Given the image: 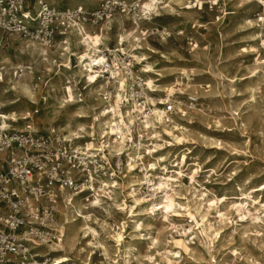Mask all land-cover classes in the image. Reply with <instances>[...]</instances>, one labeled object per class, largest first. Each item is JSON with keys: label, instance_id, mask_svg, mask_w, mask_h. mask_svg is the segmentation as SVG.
<instances>
[{"label": "rangeland", "instance_id": "374dc122", "mask_svg": "<svg viewBox=\"0 0 264 264\" xmlns=\"http://www.w3.org/2000/svg\"><path fill=\"white\" fill-rule=\"evenodd\" d=\"M34 1L27 0L26 6L35 9ZM233 1L229 4L230 9L234 10L233 14L224 19L216 20L215 12L202 13L192 9L196 13H186V18H178L173 14L160 17L156 21L150 20L157 29L155 35L148 33L146 35L151 36L144 39L137 32L136 34L152 49L149 50V61L154 63L156 73L152 76L157 90L151 96L155 99L162 98L164 104L167 99L182 95L178 100L177 111H186V115L181 112L174 116L181 124L186 125L189 133L180 134L175 138L168 132L163 134L164 140L161 143L163 152L166 153V163L174 169L179 166V160L184 155L185 161L181 169L194 177L200 191L205 188L209 190V196L210 192L216 196L225 195L227 210H230L231 201L237 203L242 198L243 205L248 207L250 212L243 218L233 212L229 214L231 220L225 223L210 215L208 220L213 227L207 234L211 237H205L203 234L201 236V233L197 232L186 239L185 235L176 232L161 215L147 217L140 211L136 218L140 219L142 227L137 229L123 212L103 202L104 208L99 206L83 210L94 214L99 223L102 220L108 222L112 229L123 224L121 243L117 245L108 236L112 234V229L103 230L95 224L93 227L99 232L96 239H77L76 247H83V252L68 249L52 253L49 258L66 255L70 258L67 264H264V208L260 204L264 201V44L260 42L264 39V27L257 23L247 26L242 22L243 18L255 19L260 16L257 6H237ZM86 2L83 3L85 6L95 4V1ZM53 4L63 7L76 5H70L72 0H54ZM151 24L143 23L142 30H150ZM125 26L127 29L123 25L119 27L116 22L113 30L103 37L102 41L106 47L115 44V36L122 28H132L128 24ZM164 29L173 32L170 37L165 36L162 32ZM173 30H180L183 34L176 35ZM24 40L26 39L0 32V52L14 56V46ZM61 51L63 50L58 45L54 48L48 47L47 56H54L53 52ZM24 63V67L26 65L31 69L11 67L8 69V75L16 72L18 78L23 70L25 76L21 77L25 81H28V76L31 75L33 83L38 85L34 100L37 102L40 96L46 95L51 100V111L60 114L57 124L62 123L61 114H69L74 110L73 106L65 109L62 105L65 100L74 96L71 91H68V98L65 95L64 88L72 89L71 83L74 84L66 81H73L70 77L72 76L77 80L76 88L81 89L83 85L84 78L76 72V58L69 56L70 68L60 63L53 73L49 72L51 75L48 80L55 88L54 91L46 88L43 91L40 87L44 79L38 70H45L41 61ZM3 65L0 64V68ZM27 71L32 73L26 74ZM57 86L63 91H58ZM186 93L196 97L197 108H184ZM84 97L83 100L88 98L86 94ZM74 98L77 100L75 96ZM0 99H3L1 93ZM34 107L23 99L17 106L2 108L0 112L11 109L28 112ZM42 113L43 110L40 115ZM90 120L88 117L81 121L88 123ZM216 120L219 121L218 124H215ZM24 122L19 121L14 125L20 127ZM45 130L48 131L46 128ZM55 131L65 134L64 131ZM184 180L187 183H182L181 193L188 196L192 190L189 189V184L192 182L189 177H184ZM126 181L127 175L122 179V184L113 191H116L118 200H124L128 204L130 199L124 196L127 193ZM143 186L137 191L138 196L147 195L148 189L146 185ZM241 193L249 195L252 201L248 197H242ZM107 198L108 196L104 197L103 201H108ZM79 202L86 203L79 198L74 199L72 203L78 206ZM235 207L240 206L234 205L233 211ZM173 218L178 219L179 216L174 215ZM189 221V218L185 219L181 226L187 228ZM151 237H157L158 243L153 245ZM165 239L170 242L165 243ZM173 239L181 240V247L174 245ZM183 243L186 245L184 248ZM164 249H178L181 253L169 254L172 258L168 262L163 254ZM34 252L28 262H41L42 258L36 256L37 249Z\"/></svg>", "mask_w": 264, "mask_h": 264}, {"label": "built area", "instance_id": "2783aa9c", "mask_svg": "<svg viewBox=\"0 0 264 264\" xmlns=\"http://www.w3.org/2000/svg\"><path fill=\"white\" fill-rule=\"evenodd\" d=\"M26 1L0 0V30L50 48L65 47L71 29L80 31L86 27L88 31L90 28L101 31L100 26L104 23L108 25L106 32H111L120 16H124L123 27L130 25L146 39L157 32L150 20L170 16L163 11L168 0H94V6L72 7L37 0L35 9L27 7ZM147 1L153 5L150 9L144 6ZM231 1L182 0V6L202 13L215 12V19L219 20L233 14L234 10L229 6ZM143 23H152L146 33L151 35L142 34ZM190 27L194 29L193 25ZM173 31L176 35L183 34L180 30ZM167 32L166 37L173 33ZM113 45L107 49L100 44L93 58L85 59L81 64L82 69L93 76L94 83L90 84L97 86L93 92L87 90L89 82L84 79L81 89L72 86L71 92L77 100L84 99L86 94L92 99L100 97L105 102L119 94V105L123 107L128 103L131 109H137L139 119L144 120L153 114V105L146 101L143 73L134 69V59L117 53ZM45 84L47 82L43 81L42 90ZM64 93L68 95L67 87ZM180 96L175 95L162 105L165 122L171 123L172 116L181 113L177 111ZM184 96L186 110L197 108L193 94ZM33 105L35 107L27 112V119L20 127H2L0 119V264H24L35 253L32 247L58 242L63 237L54 226L59 207L72 208L71 203L76 198L86 203L97 195L104 198L100 181L108 183L104 192L109 193L122 184L130 171V163L140 170L151 161L149 151L154 152L147 129L141 132L131 129L127 133L130 138H125V147L121 151L109 147L115 139L122 138L119 132L95 140L96 147L91 148L87 146L91 139H70L66 133L46 131L39 126L44 97L40 96Z\"/></svg>", "mask_w": 264, "mask_h": 264}, {"label": "bare ground", "instance_id": "6f19581e", "mask_svg": "<svg viewBox=\"0 0 264 264\" xmlns=\"http://www.w3.org/2000/svg\"><path fill=\"white\" fill-rule=\"evenodd\" d=\"M46 1L53 3L54 0ZM87 1L88 3H94V0ZM233 2L237 6H257L260 10V16L255 19L243 18L242 22L247 26L257 23L260 27H264V0H234ZM83 3H87L86 0L85 2L83 0H72V4L70 5H84ZM25 4H27V1ZM33 6H36L37 8V0L34 1ZM144 6L145 8L150 9L153 5L151 1H147L145 2ZM163 11L168 13L167 15L174 14L178 18H186V13H196L190 8L185 9V7L182 6V0H168ZM123 17L120 16L116 19L117 25L119 27L122 25V20L124 19ZM107 26L108 25L102 23L100 26L101 31H96L94 28H90L91 31H88L86 30V27L82 28L84 31L82 29L80 31L74 29L69 30L66 42L68 43L69 48L66 46V44L65 47L62 46V50H67V52H53L55 54L54 56H47L48 46H43L28 38H26L24 42H20L14 46L16 53L14 56L0 52V64H4L0 68V93L3 96V99H0V109H5L9 106H17V104L23 102V99H26L31 104L36 103L34 97L36 95V87L38 85L33 83V77L29 75V80L25 81L21 77L22 75L25 76L23 70L21 71L22 73L18 75L20 76L18 78L16 77V72L13 74L15 76L8 75V69L11 67L19 69H31L30 67H26V65L24 67V61H41L43 63L42 67H44L45 70L40 69L38 71H41L44 81L47 82V84H45V88L49 91H54L55 88H53L50 80H48L49 76L51 75L49 72L53 73L60 63L64 64V67L70 68L68 63L69 55H73L76 58V72L81 78H84L85 82H89L87 86L89 87L88 91L92 93L93 88H96L97 86L93 87L92 84H90L94 83L93 76L86 73L82 69L81 64L85 59L87 60L93 58L96 48H98L100 44L106 47L102 40L103 37L108 34V32H106ZM148 31L149 29H144L141 32L142 34H146ZM0 32L1 34L3 33L2 31ZM135 32L136 31H133L132 28L128 30L122 28L121 31L117 32V35L115 36L114 48H116L117 53H122L134 59L136 63V65H134V69H137L143 73V79L147 86L146 101L153 105L152 115L148 116L144 120L139 119V113L137 112V109H131L128 103H125L123 107L119 105V94H116L114 99L108 100L107 102H105L100 97H95L94 99L90 100V97L88 96V100H75L73 95L70 98H68L69 96L67 95L68 100H65L62 105L65 107V109L73 106L74 110H72L69 114H61L63 117V122L57 124L58 116H60V114L54 113L57 111H51V100L46 95H42L45 99V105L43 107V113L39 117V126L44 129L46 128L48 131L56 129L59 131H64L66 133L65 135L70 139H91V141L87 143V146L91 148L96 147L95 140L106 137L111 133H122L121 139H115L109 144L110 149L114 151H121L125 147V138H130V136H127V133H129L131 129L135 131L137 129V132L147 129L151 134L150 140L153 144L152 148L154 149L153 153L149 151L151 161L148 162V165L145 167H140V170H136L134 168V164H129L130 171L127 173V181L125 185L127 193L124 194V196L130 199L128 204H126L124 200L117 199L116 191H113L116 187L111 189L110 193L106 195L104 190L105 187L108 186V183L102 180L100 181L101 192L104 193L105 198L108 196V201H103L104 198H102L100 195H97L88 203L79 202L78 206H75L73 203H71L72 208L59 207L57 220H55L54 226H56V228L61 232L63 238H61L58 242L45 243L41 244L40 246L32 247L33 249H37L38 254H36V256L41 257L42 261L39 263L37 261L31 263L28 262V260L24 262V264H67L70 261V258L66 255H58L54 258H49L48 256L52 253H57L68 249H76L77 252H83V247H76L78 244L77 239L79 237L81 240L87 238L96 239L99 235V232L95 227H93V225H99L103 230L107 228L112 229L108 222L102 220L99 223L94 214L91 212L90 214L89 212L83 210L89 207L99 206L104 208L102 206L103 202H105V205L113 206L120 212H123L127 218H130V220L133 222V225L137 229L142 227V223L139 221L140 219L136 218L140 211H143L144 215H147V217L161 215L169 222V225L173 226L176 232L185 235L186 239H188L189 235H195L197 232L201 233V236L203 234L205 237H211L207 234V232L211 230V227H213L211 225V221L208 220V216L210 215L216 217L219 222L225 223L226 221L231 220L229 214H232L233 212H235L240 218L245 217L246 214L250 212V209L243 205L242 198L237 203L231 201V203H229L230 210H227V204H225V195L216 196L214 193L210 192L211 196H209V190L205 188L200 191L197 188L199 185L195 182L194 177L188 173H185L184 170L181 169L185 161L184 155H182L179 160V166L174 169L169 167L166 163V153L163 152V143H161V141L164 140V132L170 133V135L175 138L180 134H188L189 131L186 125L181 124L177 117L174 116L176 113L172 116L171 123H167L163 120V99H155L151 96V94L155 93L157 90V86L154 84L153 80L154 77L152 76L153 73H156L154 63L149 61V50L151 51L152 49L147 47V45L140 40L139 35H137ZM162 32L164 34L168 33L166 29L162 30ZM11 35L23 40V37L21 38V36L16 33H11ZM260 42L261 44H264V39H261ZM106 48L109 49L108 47ZM31 73V71L26 72V74ZM70 77L73 81L69 79L66 81V83L74 82V84H71L72 86H75L77 80L74 79L75 77ZM41 85L42 84H40V86ZM57 90L61 91L62 88L57 86ZM68 91H72V89L69 88ZM8 95H10V97L6 98ZM66 101L68 104H66ZM177 108H179V105H177ZM180 112H183V114L186 115V111L180 110ZM88 117L91 119L90 122L87 123L81 121L82 119H87ZM0 119L2 127H15L14 123H18L19 121L27 119V112L22 111L21 109L3 110L0 112ZM214 122L215 124L219 123L218 120ZM241 124L244 125L242 122ZM130 135H132V133ZM149 171L150 173H148ZM184 177H189V181L192 182L189 184V189L192 190L188 196H185V194L181 193L182 183L185 185L187 183V181L184 180ZM143 185H146L148 189L147 195L138 196L137 191L140 190ZM241 196L250 198L249 195L245 193H241ZM250 200L252 201L251 198ZM236 204H238L240 207H235V211H233L232 207ZM260 204L262 208H264V201H261ZM174 215L179 216V218L174 219ZM188 218L191 220L187 223L188 227H182L181 222ZM122 228L123 224L121 227L117 226L116 229L113 228L112 234L108 235L117 243V245L121 243L123 238L121 231ZM150 239L153 245L157 244L159 241L157 237H151ZM172 241L174 242V245L181 247V240L173 239ZM87 242V244H89V241ZM169 242V239L165 241L167 244ZM182 246L183 248L186 247L184 243ZM172 253L175 255H180L181 252L178 249L174 251H168L167 249H164L163 254L168 262H170L172 258L169 254ZM150 258L152 257L150 256ZM153 262H155V260H153Z\"/></svg>", "mask_w": 264, "mask_h": 264}]
</instances>
